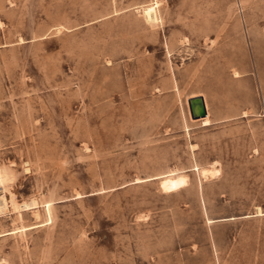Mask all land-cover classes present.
<instances>
[{
  "label": "rangeland",
  "instance_id": "rangeland-1",
  "mask_svg": "<svg viewBox=\"0 0 264 264\" xmlns=\"http://www.w3.org/2000/svg\"><path fill=\"white\" fill-rule=\"evenodd\" d=\"M1 168L0 264H264V0H0Z\"/></svg>",
  "mask_w": 264,
  "mask_h": 264
},
{
  "label": "bare ground",
  "instance_id": "bare-ground-1",
  "mask_svg": "<svg viewBox=\"0 0 264 264\" xmlns=\"http://www.w3.org/2000/svg\"><path fill=\"white\" fill-rule=\"evenodd\" d=\"M204 105H205V103H204ZM205 108H206V106H205ZM206 112H207V110H206ZM199 120H201V122H203L204 126L209 125L210 121L208 119V114L206 115L205 118L199 119ZM203 172L205 173L206 171H203ZM203 176H205V175H203ZM10 183H11L10 175H8V173L4 169L1 168L0 169V215L2 213L6 212L5 210H7V208H6L7 205L5 204V201H6L5 195H6V192L8 190V186ZM11 196H12V194H11ZM11 206H14L12 200H11ZM36 206H37V203L33 200L24 201L19 206V208H17V212H25V211H28V210L35 208Z\"/></svg>",
  "mask_w": 264,
  "mask_h": 264
},
{
  "label": "water",
  "instance_id": "water-1",
  "mask_svg": "<svg viewBox=\"0 0 264 264\" xmlns=\"http://www.w3.org/2000/svg\"><path fill=\"white\" fill-rule=\"evenodd\" d=\"M189 113L192 120H199L206 117L207 112L202 97H194L188 100Z\"/></svg>",
  "mask_w": 264,
  "mask_h": 264
}]
</instances>
